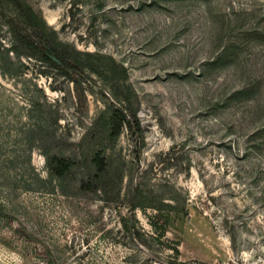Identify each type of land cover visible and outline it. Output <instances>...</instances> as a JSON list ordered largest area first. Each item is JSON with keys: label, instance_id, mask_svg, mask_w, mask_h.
<instances>
[{"label": "rangeland", "instance_id": "374dc122", "mask_svg": "<svg viewBox=\"0 0 264 264\" xmlns=\"http://www.w3.org/2000/svg\"><path fill=\"white\" fill-rule=\"evenodd\" d=\"M18 1L70 64L0 0V264H264V0Z\"/></svg>", "mask_w": 264, "mask_h": 264}, {"label": "trees", "instance_id": "16d2710c", "mask_svg": "<svg viewBox=\"0 0 264 264\" xmlns=\"http://www.w3.org/2000/svg\"><path fill=\"white\" fill-rule=\"evenodd\" d=\"M15 10L17 15L23 17L25 24L30 28V34L27 33V38L17 37L23 39L28 46L27 49L31 51L30 55H26L29 58H37L42 63L51 64L58 68L65 67L69 65V61L64 58V55L57 48V39L55 38V33L52 32L51 35L44 32L47 27L45 22L39 17L32 8L25 7L23 4L19 3L18 0H13ZM50 36V38H48ZM52 36V38H51ZM55 39H54V38ZM17 55H21L16 49ZM23 54V53H22ZM61 63L58 66V63ZM126 97L130 94L129 90H126ZM124 93V91H122ZM131 95V94H130ZM111 121V135L113 137H119L122 134V130L125 126L130 127L131 122L128 120L127 115L124 111L115 109L110 118ZM49 166L54 175L59 178L65 177L77 164L76 161L53 156L49 159ZM92 165L94 166L96 173L94 175V181L99 182L107 172V160L101 152H97L93 159ZM92 186V183L83 185V188L88 189Z\"/></svg>", "mask_w": 264, "mask_h": 264}]
</instances>
